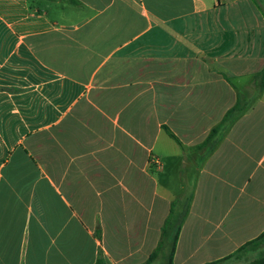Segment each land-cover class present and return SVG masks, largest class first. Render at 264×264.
<instances>
[{"label":"crops","instance_id":"1","mask_svg":"<svg viewBox=\"0 0 264 264\" xmlns=\"http://www.w3.org/2000/svg\"><path fill=\"white\" fill-rule=\"evenodd\" d=\"M263 66L262 0H0V264H94L98 246L106 264H145L173 188L148 149L162 159L165 134L174 172L184 152L162 125L201 141ZM244 115L200 167L174 264L264 229V89Z\"/></svg>","mask_w":264,"mask_h":264},{"label":"trees","instance_id":"2","mask_svg":"<svg viewBox=\"0 0 264 264\" xmlns=\"http://www.w3.org/2000/svg\"><path fill=\"white\" fill-rule=\"evenodd\" d=\"M74 1V0H72ZM264 1V0H262ZM264 89V66L259 71L255 72L249 83L241 88L236 89V99L233 105L226 109L220 120L212 125L204 138L192 145L183 147L179 138L166 126L162 125L165 133L173 139L176 144L183 149V151L194 153V160L197 169H199L211 153L218 147L223 137L232 127V125L246 113L254 104L257 96ZM182 183V190L185 189L186 179L180 176ZM195 183V176L192 182L191 192L182 197L178 195L170 201L168 214L165 217L161 226L160 239L157 242L155 249L149 254L145 264H150L153 260L160 258V264H174L173 255L175 251L176 241L181 229V224L188 212L190 201L192 198L193 188ZM183 199V200H182ZM179 205L180 210L176 212L175 206ZM94 236L98 241L101 239L100 226L97 223L95 227ZM257 251V255L245 264H264V229L255 237L248 239L242 243L232 253L205 262L203 264H222L223 261L238 256L245 251ZM94 264H106L101 247L98 246L97 257Z\"/></svg>","mask_w":264,"mask_h":264},{"label":"rangeland","instance_id":"3","mask_svg":"<svg viewBox=\"0 0 264 264\" xmlns=\"http://www.w3.org/2000/svg\"><path fill=\"white\" fill-rule=\"evenodd\" d=\"M234 34V31L232 32ZM234 35H231L230 38H232ZM229 39V37L227 38ZM247 84L249 82H246ZM246 84V85H247ZM243 85L238 84L237 88H241ZM261 95V92L258 94L257 98ZM257 100V99H256ZM255 100V102H256ZM254 102V103H255ZM252 108V107H251ZM146 116L150 118V121L153 120V114L147 115L146 113L143 114L142 116ZM141 116V115H140ZM247 115H242L238 120L237 123L232 125L229 129V131L226 133V135L223 137L222 141L218 145V147L211 153V155L208 157V159L205 161L206 162H214L215 158L221 157V155H226L228 154V148L230 141H232L235 138V134L240 133L238 131V128L243 129V119L247 118ZM156 126V125H155ZM157 130V129H156ZM183 143V142H182ZM184 147H186L185 143H183ZM156 148L158 152L161 154L162 159L159 157V155L154 151V149H148V155H147V161L145 162V165L148 167L150 171H152L159 183H169V185H173V188L169 190V195H163L165 198H171L172 199L177 197L178 195H181L182 197L187 196L191 190H192V182L195 176L196 184L193 188V193H192V199L195 196L196 189L199 183V177L202 168L197 169L196 163L194 160V153L191 152H181L179 150V155L176 157L175 164H176V169L174 172V168L172 167V156L173 152L177 150L176 145L164 134L161 135L156 143ZM163 162L165 164L164 170H163ZM204 163V164H205ZM203 164V166H204ZM202 166V167H203ZM163 170V171H162ZM182 175L183 178L186 179V186L185 189L182 190V183L180 180V176ZM168 194V193H167ZM183 200V199H182ZM192 205V200L189 205ZM176 212L180 210V206L176 205L175 206ZM250 253V252H249ZM257 255V251H252V256L255 257ZM158 259V258H157ZM159 261V260H157ZM157 261H155V264H157Z\"/></svg>","mask_w":264,"mask_h":264}]
</instances>
